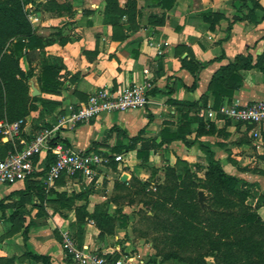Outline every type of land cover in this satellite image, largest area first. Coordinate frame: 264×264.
<instances>
[{"label": "crops", "instance_id": "obj_1", "mask_svg": "<svg viewBox=\"0 0 264 264\" xmlns=\"http://www.w3.org/2000/svg\"><path fill=\"white\" fill-rule=\"evenodd\" d=\"M38 1L44 4L51 0ZM63 1L72 6L70 13L35 12L41 21L39 29L35 28L37 34L55 39L45 50L49 63L59 68L58 87L44 92L38 79L39 59L29 61L26 54L20 57V65L25 71L34 69L31 78L41 90L38 96L45 102L36 103L37 108L31 111L18 135L8 137L0 129V157L25 147L43 127L55 124L71 108L86 104L93 91L104 88L121 90L127 85L150 80L154 86L150 91L151 102L146 107L104 114L65 131V143L75 150L100 152L109 156L110 162L101 166L92 180L80 176L62 177L54 192L67 194L70 191L68 196L72 192H87L64 189L71 184L78 186L82 181L98 184L107 173L108 190L115 191L118 180H130L132 175L141 180L148 177L145 164L155 167L161 174L164 166H174L179 160L207 166V156L201 144L216 153L227 172L251 184L253 181L263 184V173L253 168L255 164L264 165V125L209 118L207 111L212 107L206 108L203 98H207L209 105L212 103L213 95L207 92L208 81L220 64L239 53L249 52L253 62L263 55L264 0H255L261 6L254 11L257 21L251 17L234 21L253 7L251 0H248L247 7L241 6L239 0H175L171 8H163L156 0ZM208 12H220L225 17L210 28V23L203 19V14ZM31 14L34 13L29 16ZM159 45L162 51H159ZM221 56L220 60L210 62ZM184 59L202 65L197 72L195 89L190 88L195 75L183 66ZM240 73L243 79L239 88L232 101H225L223 105H244L264 99V69L252 67L242 69ZM203 121L214 123L213 133H203ZM165 128L171 134H183L184 138L161 143ZM119 154L124 156L123 161L114 160V155ZM50 157L54 159L50 151L36 156L37 173L30 179L40 180L38 176L46 171L52 161L48 160ZM25 182L0 184V199L9 205L6 217L15 210L20 212L14 221L5 218L0 221L19 220L23 228L29 226L25 243L29 250L50 255L52 264H75L72 257L68 258L64 241L55 235L58 228L62 236L69 232L79 246H87L108 256L110 262L134 255L146 264H156L150 258L152 247L139 246L138 253L119 256V244L100 236L101 230L92 219L82 224V236L75 237L73 234L80 232L75 209L65 207L70 210L68 214H56L54 220L51 217L43 220L40 211L56 200V194L48 195V199L41 202L32 190H23ZM256 191L254 208L264 219L261 213L264 211V185ZM116 194L112 192L109 197L95 198L97 193H88L87 209L93 212L106 201L108 212L115 214L119 203L112 197Z\"/></svg>", "mask_w": 264, "mask_h": 264}, {"label": "trees", "instance_id": "obj_2", "mask_svg": "<svg viewBox=\"0 0 264 264\" xmlns=\"http://www.w3.org/2000/svg\"><path fill=\"white\" fill-rule=\"evenodd\" d=\"M239 1L241 6L247 7L248 0ZM251 1L253 7L248 13L234 18V21L247 17L257 21L254 11L261 6L255 0ZM156 2L163 8H171L175 0ZM71 10L72 6L63 0H51L44 4L38 0H0V120L13 122L23 119L25 123L31 111L37 108L36 103L45 102L41 96L30 95L29 79L35 72L33 68L25 71L21 67L22 53L28 56L29 61L39 59L38 79L44 92L54 91L58 87L59 68L49 63L45 50L55 39L38 35L29 14L52 11L63 15ZM224 17L220 12L203 14V19L210 23V28H214ZM263 55L253 62V56L249 52L239 53L233 59L220 64L208 81L207 92L213 95V101L209 105L207 98H203L204 106L218 109L225 101L231 102L243 79L240 71L252 67L264 69ZM221 58L222 56L213 58L210 62ZM183 66L188 67L195 75L190 86L195 89L197 72L202 65L184 59ZM205 126H208V130H205ZM214 130L213 122L203 121V133H213ZM170 134L168 129H163L161 143L184 138L179 132ZM201 149L206 153L208 161L203 178L197 177L188 162L179 160L174 166H166L163 183L157 184L156 190H152L146 200V204H150L152 209L148 218L153 221L154 229L163 234V243L167 248L164 251L158 250L157 255L161 258L158 262L152 258L153 262L159 264L161 261L175 258L186 264H205L204 259L199 260L196 257L197 254L203 253V256L213 257L216 264H264V219L248 203L252 184L227 172L209 146L201 144ZM48 160L51 161L52 158ZM112 164L115 166L116 161L113 160ZM140 184L144 189L145 184L132 175L130 180H118L116 191L134 188ZM202 188L207 193V203L210 205L205 209L198 201V191ZM23 190H32L41 202L48 199V195L55 193V199L61 206L75 209L79 228L87 219H92L100 230L112 232L117 215L121 219V226L127 224V216L122 214L120 207L116 209L115 214H110L105 204L90 212L87 209L88 193L84 191L72 192L68 196L66 193L54 192L52 188L46 189L42 181L30 178L26 180ZM118 197L116 194L112 199L117 201ZM74 200H79L80 203L75 204ZM8 206L4 199H0V220L5 218L14 221L20 212L15 210L6 217ZM29 229V226L23 229L25 243ZM79 236L81 237L82 233ZM25 255L29 261L39 264L53 263L50 255L37 251L26 249ZM69 257L71 254L68 252ZM0 264H17L16 257L0 256Z\"/></svg>", "mask_w": 264, "mask_h": 264}, {"label": "built area", "instance_id": "obj_3", "mask_svg": "<svg viewBox=\"0 0 264 264\" xmlns=\"http://www.w3.org/2000/svg\"><path fill=\"white\" fill-rule=\"evenodd\" d=\"M29 18L32 23L39 21L36 13L31 14ZM158 47L159 51L163 50L161 45ZM153 86L150 80H145L127 85L121 90L104 88L93 91L86 104L71 108L70 112L55 124L43 127L25 147L0 157V184L12 185L35 177L37 173L35 157L43 151H50L54 156L46 171L38 176L46 189L55 187L57 181L64 176H80L92 180L98 175L99 168L110 162V157L100 152L75 150L64 142L65 131L78 123L90 121L104 114L146 107L151 102L150 91ZM207 116L264 125V99L253 100L244 105L224 104L218 109L209 108ZM23 123V119L1 122L0 129L4 135L13 137L20 133ZM114 160L123 161L124 156L114 155ZM63 241L75 264H112L102 253L87 246H79L69 232L64 234ZM136 257L138 256L133 255L118 261L117 264H146L143 259Z\"/></svg>", "mask_w": 264, "mask_h": 264}, {"label": "rangeland", "instance_id": "obj_4", "mask_svg": "<svg viewBox=\"0 0 264 264\" xmlns=\"http://www.w3.org/2000/svg\"><path fill=\"white\" fill-rule=\"evenodd\" d=\"M41 25V21H37L34 23V26L36 29H39ZM24 56V53L21 55ZM233 121V120H231ZM237 122V121H235ZM206 164H200V163H190V167L193 171H195L197 177H204L205 172V166ZM260 164H255L254 170H260L264 175V165L259 166ZM143 166L148 167L147 171L149 173L148 177H144V180L139 179L142 183H144L145 188L142 189V184L137 185L134 188H130L127 190H121V191H113L108 190V179L106 178L108 173L104 175V178L100 183H95V181H82L78 186H74L71 184V186L67 187L64 190H86L89 194L90 193H97V197L100 198V196H111L112 192H116L119 197L117 199V202L119 203V207L122 210V214L127 216V224L126 226H121L120 222L121 219L117 215L116 220L114 222V226L112 229V232L107 231H100V236H102L104 239H110L112 240V243H118V254L121 255H127L128 252L131 253H138L139 252V246L140 247H146L147 249L153 248V255L150 256V258L156 259L157 262L161 258V256L157 255V251H164L167 248L164 246L163 240L164 236L161 232L157 231L153 227V221L148 218L149 215L152 214V209L150 207V204H146V200L151 195L152 190H156V185L159 183H163L165 178V169L166 166L163 168V173H159L158 169H155V167H150L149 165L145 164ZM156 170V171H155ZM254 180V179H253ZM76 181H78L76 179ZM264 181V180H262ZM79 182V181H78ZM252 185L250 186V189L253 190L251 196L248 199V203L254 207L255 204V198L258 195V191L261 190L262 185H264L259 181H253ZM54 189V187L52 188ZM203 189V188H202ZM55 190V189H54ZM70 191L67 192L69 194ZM206 193V191H205ZM207 194V193H206ZM110 199V198H109ZM208 197L206 198L207 202ZM75 204H79V200H74ZM104 204L108 205L106 201ZM48 207L44 210H41L42 212V218L43 220H46L47 218L53 219L56 214H68L70 212L69 209L65 207H61L58 200H55L54 202H50L47 204ZM106 205V206H107ZM100 206V205H99ZM261 213L264 216V211H261ZM121 214V213H120ZM54 220V219H53ZM23 224V223H22ZM21 224V221L16 222H8V221H0V256H15L16 257V263L17 264H39L34 261H29L25 255L26 249H29L27 245L25 244V240L23 238V225ZM82 226V225H81ZM80 228H84L83 226ZM76 232L77 235L73 234L75 237L79 236L81 232ZM55 235L58 239L61 241L63 236L60 233L59 229H55ZM80 237V236H79ZM125 242H129L128 245H125ZM108 258V256H106ZM117 257V256H116ZM196 257L199 260L205 261V264H216L213 257L211 256H203L202 254H197ZM113 260L112 264H117L118 259ZM159 264H186V262H182L180 260H175V258L169 259L167 261H161Z\"/></svg>", "mask_w": 264, "mask_h": 264}, {"label": "water", "instance_id": "obj_5", "mask_svg": "<svg viewBox=\"0 0 264 264\" xmlns=\"http://www.w3.org/2000/svg\"><path fill=\"white\" fill-rule=\"evenodd\" d=\"M30 87H31V95L32 96H38L41 94V90L36 85L34 78L30 79ZM124 179H125V175L122 177V180H124ZM206 198H207V194L205 193V190L200 189L198 191V201H199V203L203 209H205L206 207H210V205L205 201Z\"/></svg>", "mask_w": 264, "mask_h": 264}]
</instances>
